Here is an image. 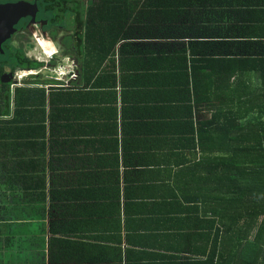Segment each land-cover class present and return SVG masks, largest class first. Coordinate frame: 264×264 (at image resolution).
I'll return each instance as SVG.
<instances>
[{"label": "trees", "instance_id": "16d2710c", "mask_svg": "<svg viewBox=\"0 0 264 264\" xmlns=\"http://www.w3.org/2000/svg\"><path fill=\"white\" fill-rule=\"evenodd\" d=\"M77 12L80 66L72 86L43 80L13 94L0 88V247L20 242L4 228L20 226L21 174L30 165L23 147L28 152L44 138L47 124L80 115L84 122L86 107L101 108L100 90L114 77L103 64L115 65L121 40L165 38L163 56L149 59L157 64L141 61L152 50L138 49L135 66L121 62L120 69L168 70L171 92L188 100V144L175 148L188 150L190 163L173 182L189 204L187 219L206 223L205 263L264 264V0H99L88 12L77 5ZM129 45L122 44L121 57ZM19 60L23 69L41 66ZM203 106L210 117L194 121Z\"/></svg>", "mask_w": 264, "mask_h": 264}, {"label": "crops", "instance_id": "0c3cea01", "mask_svg": "<svg viewBox=\"0 0 264 264\" xmlns=\"http://www.w3.org/2000/svg\"><path fill=\"white\" fill-rule=\"evenodd\" d=\"M168 45L165 38L121 40L115 65L103 64L114 77L100 90L101 108L86 107L84 122L80 115L47 124L44 138L23 147L30 165L21 174L20 226L4 228L20 242L0 247V264H206V223L187 219L189 204L173 182L190 163V152L175 148L188 144V100L171 92L168 70L120 69L121 62L135 66L138 49L152 50L141 61L157 64L149 59ZM69 50L61 60L78 69L76 49ZM77 77L59 79V87ZM209 117L204 106L192 116Z\"/></svg>", "mask_w": 264, "mask_h": 264}, {"label": "flooded vegetation", "instance_id": "af4514ba", "mask_svg": "<svg viewBox=\"0 0 264 264\" xmlns=\"http://www.w3.org/2000/svg\"><path fill=\"white\" fill-rule=\"evenodd\" d=\"M18 1L36 3L38 5V12L36 15V21L31 22V16L21 18L18 24L15 25V33L2 45L4 53L7 52V57L5 60L0 59V70H2L0 73V88H9L12 93H14L15 89L19 87L17 80L20 78L19 73L22 70L35 71L30 73L34 74L32 76H34L33 78H35V80L33 82L28 81L26 83L28 86L36 85L38 84L36 81L42 80L40 77L45 68L44 61L40 60L38 56L27 54L25 51L26 43L29 42V36L34 33V30L38 29L40 34L47 35L50 37V39L59 41V43L64 46L65 50L68 52L70 51L69 49L71 47L76 49L75 43L71 47L70 44L73 43L72 39L77 30V23L75 22L78 14L77 5L80 6V9H83V6H85V10L88 12L92 4L94 2H98L99 0H0V4L15 3ZM65 12L69 14L66 15ZM62 31L70 32L68 33L69 36L64 38V36H67V34L64 33L63 37H61L59 40L56 39V36H59L58 32L60 33ZM57 52H59L58 49ZM20 56L25 57L28 60L38 61L41 66H39L37 69L20 68L17 66V63L20 61ZM54 64L55 61L54 63L51 61L49 62V65ZM76 70L77 69H75L74 72H76ZM19 84L20 86H24V84Z\"/></svg>", "mask_w": 264, "mask_h": 264}, {"label": "rangeland", "instance_id": "374dc122", "mask_svg": "<svg viewBox=\"0 0 264 264\" xmlns=\"http://www.w3.org/2000/svg\"><path fill=\"white\" fill-rule=\"evenodd\" d=\"M64 33L67 34V36H64V38H66L69 36L68 33L70 32H66V31H62L60 33L58 32L59 36L57 35L56 39L59 40L61 37H63ZM29 38L30 40L28 43H26L25 51L27 54L38 56L40 60L44 61L45 68L44 71L42 70L43 72L40 77L42 80L59 81V79H63L69 76L70 74L69 72H71L72 70L75 71V69H77V66L74 62L63 63V61L61 60L63 57H65V55H68L69 52L65 50V47L62 46L59 43V41L55 39H50V37L47 35L40 34L38 29H35L34 33L30 35ZM57 49L59 52H57ZM50 61L52 63H54L55 61V64L49 65ZM19 74H20V78L17 80L18 86H20L19 83H21V85L24 84L27 86L26 83L28 81L33 82L35 80V78H33L34 76H32L34 74H30L29 71L22 70Z\"/></svg>", "mask_w": 264, "mask_h": 264}, {"label": "water", "instance_id": "95a60500", "mask_svg": "<svg viewBox=\"0 0 264 264\" xmlns=\"http://www.w3.org/2000/svg\"><path fill=\"white\" fill-rule=\"evenodd\" d=\"M38 5L26 1L0 4V53H4L3 43L15 33V25L21 18L31 16L36 21Z\"/></svg>", "mask_w": 264, "mask_h": 264}, {"label": "built area", "instance_id": "2783aa9c", "mask_svg": "<svg viewBox=\"0 0 264 264\" xmlns=\"http://www.w3.org/2000/svg\"><path fill=\"white\" fill-rule=\"evenodd\" d=\"M51 59H52V58H51ZM26 71H27V70H26ZM29 72L31 73V72H34V71H31V70H30ZM70 77H71V78H76V77H77V73L74 72V71H72V72L70 73Z\"/></svg>", "mask_w": 264, "mask_h": 264}]
</instances>
